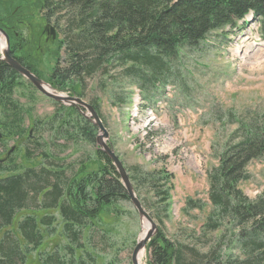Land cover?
Masks as SVG:
<instances>
[{
  "label": "trees",
  "instance_id": "trees-1",
  "mask_svg": "<svg viewBox=\"0 0 264 264\" xmlns=\"http://www.w3.org/2000/svg\"><path fill=\"white\" fill-rule=\"evenodd\" d=\"M5 5L0 2L1 27L13 23V7ZM33 8L56 30V39L49 41L54 45L48 53L53 61L46 76L50 88L79 99L90 89L102 95L109 91L112 105H130L133 92L151 102L168 85L182 88L188 75L183 63L190 55L205 53L216 37L241 32L248 17L264 42V0H34ZM7 36L14 39L9 30ZM34 42L33 51L40 53ZM20 47L13 44L11 55L40 79V62L34 54L22 58ZM42 48L47 54L48 46ZM21 79L0 60L1 139L19 146L0 163V264H27L33 253L39 264H95L84 232L104 209L129 201L128 196L112 162L97 149V128L74 108L56 102L52 116L31 119L30 108L15 99ZM118 87L126 90L123 96L116 94ZM89 104L97 113L100 98ZM57 140L87 146L90 154L68 172L53 150ZM216 158L207 173L213 210L202 234L221 233L223 224L233 234L228 240L220 234L200 252L159 232L145 248L147 264H264V192L250 200L240 189L250 179L249 164L264 159V118L239 123ZM128 177L142 203L137 185L143 180L135 184ZM158 180L169 185L166 191L158 190L155 180L149 189L167 215L171 176L163 172ZM187 205L202 208L191 200ZM58 226L66 242L63 255L58 249L41 252L45 237L55 235Z\"/></svg>",
  "mask_w": 264,
  "mask_h": 264
},
{
  "label": "rangeland",
  "instance_id": "rangeland-1",
  "mask_svg": "<svg viewBox=\"0 0 264 264\" xmlns=\"http://www.w3.org/2000/svg\"><path fill=\"white\" fill-rule=\"evenodd\" d=\"M12 1L19 13H26L25 24L29 27L25 29L24 24L13 29L22 35L9 39V49L18 44L22 46L19 49L22 58L34 54L40 62L37 65L40 79L48 85L46 76L53 66L49 54L54 45H46L47 54L42 50L43 45L40 53L33 51L35 38L44 26L42 15L33 8L34 0ZM247 22L241 32L234 30L227 39L210 40L205 53L190 55L183 63L188 75L182 88L168 85L151 102L141 101L140 95L133 92L130 105L110 104L109 91L102 95L90 89L82 99L89 104L92 98H100L97 114L108 133L107 144L132 176V182L143 180L137 185L140 199L150 216L158 217L153 218L156 226L153 237L160 232L169 240L200 252H205L220 234L224 233L226 240L233 234L226 224L222 225L221 233L202 234L213 210L208 199L207 173L217 165V154L239 123L264 118V42L259 38L258 25L249 17ZM4 41L0 35V42ZM1 51L0 46V56ZM115 90L119 96L126 92L123 87ZM15 99L30 108L31 119L49 118L56 110L54 101L25 82L15 91ZM83 113L88 119L89 114ZM44 133L43 138L48 140L46 130ZM12 147L19 148L18 143L0 139V160ZM52 147L68 172L90 154L89 147L67 145L62 140ZM36 150L41 151L39 147ZM163 172L171 176L167 215L153 198L152 188L149 189L155 180L156 188L166 191L169 185L158 180ZM247 172L250 179L240 189L248 199L254 200L264 192V159L249 164ZM189 200L201 204V210L190 209ZM142 224L129 201L104 209L83 235L87 250L95 256V264H131V252L143 232ZM65 244L58 226L55 235L45 237L40 251L51 253L58 249L63 255ZM142 254L141 264H147L149 253L145 250ZM27 264H39L37 253L30 255Z\"/></svg>",
  "mask_w": 264,
  "mask_h": 264
},
{
  "label": "water",
  "instance_id": "water-1",
  "mask_svg": "<svg viewBox=\"0 0 264 264\" xmlns=\"http://www.w3.org/2000/svg\"><path fill=\"white\" fill-rule=\"evenodd\" d=\"M0 35L4 38V49H2V54L0 56V60L5 62L13 71H15L19 76L28 81L36 91H38L41 95L47 97L48 99L59 103L65 107H71L77 110L83 117V111H86L89 114L88 120L97 128L98 135L96 137V146L97 149L103 152L108 159L112 162L116 172L120 178V182L124 187L126 194L128 196L129 202L132 204L133 208L138 213L139 218L145 219L149 224V230L140 237L131 252L130 263L131 264H139V256L145 250L148 242L152 239L153 235L156 232V226L150 214L143 207L140 200L137 198V195L133 189V186L129 180L126 169L123 164L120 162L118 157L115 155L113 149L107 144L108 133L99 118L96 111L93 107L83 101L82 99L72 97L69 95L58 94L55 90L51 89L49 85H46L41 79L37 78L30 71L22 67L15 59L10 56L9 49V38L8 36L0 29ZM53 39H55L56 34H52ZM47 87V89H46ZM1 139V133H0ZM12 151V150H11ZM3 160H0L2 163Z\"/></svg>",
  "mask_w": 264,
  "mask_h": 264
},
{
  "label": "flooded vegetation",
  "instance_id": "flooded-vegetation-1",
  "mask_svg": "<svg viewBox=\"0 0 264 264\" xmlns=\"http://www.w3.org/2000/svg\"><path fill=\"white\" fill-rule=\"evenodd\" d=\"M9 1H11L10 5H5L6 3H8ZM0 2H2V4H4L6 7V9H8L9 7H13L10 14L11 16H13V23L11 24V26L7 25L8 22L10 20H8L5 24L2 25V27L0 26V29L7 35L8 30L10 31L11 34H14V37H20L22 34H18L13 32V29H16V27H21L25 24V16L26 13H19L18 12V7L16 5H13L14 2L12 0H0ZM1 19V18H0ZM44 21V20H43ZM28 24H25V29H28ZM55 33L56 34V30L53 26V24L48 23L47 21H44V26L43 29L41 30L40 34H37V43H36V48H40L42 45L45 46L49 43L50 40H54L52 37V34ZM23 40V38H22ZM24 41V40H23ZM10 51V56L15 59L12 55H11V50ZM16 60V59H15ZM17 61V60H16ZM21 77V76H20ZM22 78V77H21ZM25 82L26 85L31 86L33 89H35L28 81H26L24 78L21 79L20 81Z\"/></svg>",
  "mask_w": 264,
  "mask_h": 264
},
{
  "label": "bare ground",
  "instance_id": "bare-ground-1",
  "mask_svg": "<svg viewBox=\"0 0 264 264\" xmlns=\"http://www.w3.org/2000/svg\"><path fill=\"white\" fill-rule=\"evenodd\" d=\"M0 46L2 47V49H4V42H0ZM46 89H47V87H46ZM142 221H143V224H142V226H143L142 227L143 228V232H142V234H141L140 237H142L143 234L146 233L149 230V227H150L149 224H148V222L145 219H142ZM142 253L139 256V264H141V260H142V257H143V254Z\"/></svg>",
  "mask_w": 264,
  "mask_h": 264
}]
</instances>
